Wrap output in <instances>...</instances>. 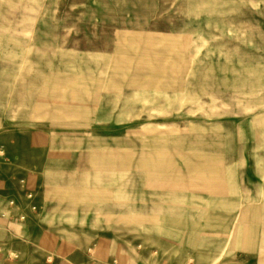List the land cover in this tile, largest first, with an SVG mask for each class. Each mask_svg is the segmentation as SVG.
Returning <instances> with one entry per match:
<instances>
[{"label": "crops", "instance_id": "1", "mask_svg": "<svg viewBox=\"0 0 264 264\" xmlns=\"http://www.w3.org/2000/svg\"><path fill=\"white\" fill-rule=\"evenodd\" d=\"M93 12L34 32L27 108L0 111V258H264V62L242 22L234 58H177L148 45L178 27Z\"/></svg>", "mask_w": 264, "mask_h": 264}, {"label": "rangeland", "instance_id": "2", "mask_svg": "<svg viewBox=\"0 0 264 264\" xmlns=\"http://www.w3.org/2000/svg\"><path fill=\"white\" fill-rule=\"evenodd\" d=\"M260 6L263 9L257 12ZM127 9L131 11V25L142 27L145 23L161 19L164 26L178 27L177 35L163 36L161 43L148 45L156 55L171 57L173 54L177 58L194 59L234 58L235 35L240 34L241 29L238 28L242 22L243 58H251L253 52L264 62V0H0V78L4 80L0 86L1 91H5L0 95V111L2 107L27 108L30 40L34 32L44 26L69 27L70 23L81 21L82 17L83 26H96L100 20L95 19L97 13L94 10ZM237 11H242L247 18H234ZM255 24L259 25L258 31L254 28ZM253 46L255 50H250ZM136 50L139 57L144 52ZM246 74L250 75V72L244 70L243 75ZM81 198L78 197L72 204L84 206ZM86 207L88 209L81 212L79 219L84 220L83 216H87L88 221L92 215L89 210L91 204ZM0 253L4 250L0 249ZM172 253L175 257L169 259L168 264H260L264 260L193 258L192 253L187 252L186 244L182 243L174 244ZM11 255L12 258L6 253L0 258V264H26Z\"/></svg>", "mask_w": 264, "mask_h": 264}, {"label": "bare ground", "instance_id": "3", "mask_svg": "<svg viewBox=\"0 0 264 264\" xmlns=\"http://www.w3.org/2000/svg\"><path fill=\"white\" fill-rule=\"evenodd\" d=\"M260 264H264V260H261V261H260Z\"/></svg>", "mask_w": 264, "mask_h": 264}, {"label": "built area", "instance_id": "4", "mask_svg": "<svg viewBox=\"0 0 264 264\" xmlns=\"http://www.w3.org/2000/svg\"><path fill=\"white\" fill-rule=\"evenodd\" d=\"M33 209H35V208H33ZM21 219H22V220L25 219V216H21Z\"/></svg>", "mask_w": 264, "mask_h": 264}]
</instances>
